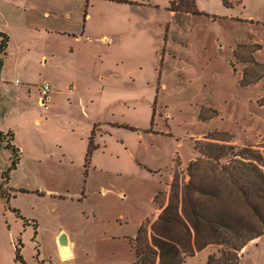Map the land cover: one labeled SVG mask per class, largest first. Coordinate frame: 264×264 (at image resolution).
<instances>
[{
    "label": "rangeland",
    "instance_id": "374dc122",
    "mask_svg": "<svg viewBox=\"0 0 264 264\" xmlns=\"http://www.w3.org/2000/svg\"><path fill=\"white\" fill-rule=\"evenodd\" d=\"M0 32L10 38L0 132L20 150L2 180L13 154L0 140V192L13 196L0 197V264H16L14 244L29 264H61L62 228L78 264L131 263L126 240L112 247L117 258L81 250L141 225L150 235L155 197L167 202L175 172L188 181L197 145L264 153V0H0ZM215 251L185 264H206ZM240 255V264H264V235Z\"/></svg>",
    "mask_w": 264,
    "mask_h": 264
},
{
    "label": "trees",
    "instance_id": "16d2710c",
    "mask_svg": "<svg viewBox=\"0 0 264 264\" xmlns=\"http://www.w3.org/2000/svg\"><path fill=\"white\" fill-rule=\"evenodd\" d=\"M242 1L222 0L227 8ZM9 39L0 32V71ZM0 140L7 142L13 154L12 166L2 173L5 180L17 168L20 150L11 132H0ZM196 147L199 156L188 164V181L181 183L175 172L167 202L159 201L160 192L155 197L160 213L151 234L141 225L130 241L135 251L131 264H185L186 257L209 246L216 251L208 255L206 264H240L241 250L264 235V153L250 145L237 147L217 142ZM95 148L92 137L89 152ZM0 197L10 201L13 196L0 192ZM11 210L24 226L30 225L18 209ZM15 262L25 264L17 245Z\"/></svg>",
    "mask_w": 264,
    "mask_h": 264
},
{
    "label": "crops",
    "instance_id": "0c3cea01",
    "mask_svg": "<svg viewBox=\"0 0 264 264\" xmlns=\"http://www.w3.org/2000/svg\"><path fill=\"white\" fill-rule=\"evenodd\" d=\"M28 91H31V89L29 88ZM38 92L40 93L41 89H39ZM54 100H55L54 95H51V101L53 102ZM9 131H12V130L10 129ZM1 132L5 133L4 131H1ZM97 147H99V145ZM65 157H67V155H65ZM68 158H69V160L72 159L71 156H68ZM26 219H28V218H26ZM137 232H138V230H137ZM136 234L137 233H135L133 235H117V236L114 235V236L108 237L107 240H105L103 242V244H98L94 249H83V250H81L82 255H88V256H92L93 255L94 257H99L100 258V257L103 256L102 253H106L107 254L106 256H110L111 255V256H114V258H117L118 257L117 256L118 255V250L117 249H112V247L118 246L120 244L119 241H123V240H126L128 242L131 250H133V252L135 253L130 241L133 240L136 237ZM63 235L66 237V242L60 243V238ZM20 241L22 243L21 239H20ZM55 243L57 245L58 251L60 252V263L61 264H65L66 262L69 263V264H78L75 261L79 260L81 254L79 255V253L77 252V249H78L77 248V243L74 240L72 234L68 230L63 229V228L60 229L55 235ZM62 246H67L68 248L66 250H63ZM14 249H16V244H14ZM22 255H23V259L25 261V264H29L27 262V260L25 259L24 254H22ZM134 261H135V258H134V260L131 263H133ZM108 263L120 264L117 259L113 260L112 258H111V262H105V264H108ZM131 263L126 262L124 264H131Z\"/></svg>",
    "mask_w": 264,
    "mask_h": 264
},
{
    "label": "built area",
    "instance_id": "2783aa9c",
    "mask_svg": "<svg viewBox=\"0 0 264 264\" xmlns=\"http://www.w3.org/2000/svg\"><path fill=\"white\" fill-rule=\"evenodd\" d=\"M50 92H51V86L47 83H44L41 87L39 103L46 110L49 109Z\"/></svg>",
    "mask_w": 264,
    "mask_h": 264
},
{
    "label": "water",
    "instance_id": "95a60500",
    "mask_svg": "<svg viewBox=\"0 0 264 264\" xmlns=\"http://www.w3.org/2000/svg\"><path fill=\"white\" fill-rule=\"evenodd\" d=\"M66 242V237L63 235L61 238H60V243H64Z\"/></svg>",
    "mask_w": 264,
    "mask_h": 264
},
{
    "label": "bare ground",
    "instance_id": "6f19581e",
    "mask_svg": "<svg viewBox=\"0 0 264 264\" xmlns=\"http://www.w3.org/2000/svg\"><path fill=\"white\" fill-rule=\"evenodd\" d=\"M63 250H66L68 247L67 246H62ZM65 253V252H64ZM67 253V252H66ZM65 255V254H64ZM70 255V254H69Z\"/></svg>",
    "mask_w": 264,
    "mask_h": 264
}]
</instances>
